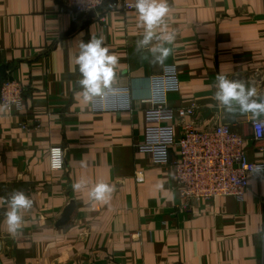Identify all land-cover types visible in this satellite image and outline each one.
Instances as JSON below:
<instances>
[{"label":"crops","instance_id":"crops-1","mask_svg":"<svg viewBox=\"0 0 264 264\" xmlns=\"http://www.w3.org/2000/svg\"><path fill=\"white\" fill-rule=\"evenodd\" d=\"M116 1L82 25L85 14L61 10V0H0V65H7L0 83L14 76L26 85L21 110L0 102V264H264V175L250 173L244 200L224 195L187 208L172 165L138 148L149 77L173 62L180 88L171 103L199 104L185 120L197 128L228 123L244 136L248 159L264 162V138H254L249 116L230 115L215 99L218 74L264 95V0H167L156 37L175 39L164 43L172 52L162 63L137 48L145 31L139 14ZM101 35L120 58L111 85L130 86L133 110H94L83 99L79 44ZM161 43L154 38L149 48ZM52 146L64 150L65 165L56 170ZM78 180L85 187L76 191ZM98 182L113 187L105 202L89 195ZM14 190L33 207L13 236L4 214ZM72 199L70 220L57 225Z\"/></svg>","mask_w":264,"mask_h":264},{"label":"built area","instance_id":"built-area-1","mask_svg":"<svg viewBox=\"0 0 264 264\" xmlns=\"http://www.w3.org/2000/svg\"><path fill=\"white\" fill-rule=\"evenodd\" d=\"M61 10L73 8L77 15L94 10L97 14L107 0H61ZM114 0L112 5H116ZM135 1L122 0V9H135ZM77 18V16L75 17ZM116 48L109 47V53ZM151 93L145 108V137L138 148L152 155L155 162L170 163L173 167L175 188L189 208L192 203L230 195L244 200L249 187L252 165L264 167V162L248 159L244 148V136L233 131L226 122L212 127L197 128L187 116L197 113L196 99L187 105L175 106L170 101V93L180 88V74L177 65L166 63L163 71L151 74ZM26 85L19 78L7 76L0 83V102L10 112L16 113L24 107ZM264 97V95L262 96ZM94 110H133V96L128 85H111L104 94L91 101ZM254 138H264V118L251 120ZM180 125L181 132H177ZM53 148L49 150L50 162ZM174 157L172 158V153ZM62 166V167H63ZM61 167V168H62ZM2 249L0 241V252Z\"/></svg>","mask_w":264,"mask_h":264},{"label":"clouds","instance_id":"clouds-1","mask_svg":"<svg viewBox=\"0 0 264 264\" xmlns=\"http://www.w3.org/2000/svg\"><path fill=\"white\" fill-rule=\"evenodd\" d=\"M135 10L144 26L143 39L137 42L138 49H148L156 62L162 63L172 52L164 47V43L171 44L175 33L163 32L156 37V29L164 25L169 13L167 0H135ZM154 38L162 41L159 46L149 48ZM120 58L109 53L104 44V37L92 36L89 41H81L79 54L75 63L79 66L81 78L78 84L82 89L83 99L92 101L104 94L115 77V68ZM215 99L230 115H248L253 122L264 116V97L258 95L255 87L246 85L238 79H228L224 74L216 78ZM63 153L60 148H53L51 152V168L59 169L63 166ZM251 170L256 176L264 175V167L252 165ZM138 178L139 174H138ZM85 187V182L78 180L73 184L76 191ZM113 187L106 182H98L90 191V197L95 201L105 202L110 198ZM9 210L5 212L7 230L15 235L24 226L23 213L33 207V200L22 190H14L9 198Z\"/></svg>","mask_w":264,"mask_h":264},{"label":"water","instance_id":"water-1","mask_svg":"<svg viewBox=\"0 0 264 264\" xmlns=\"http://www.w3.org/2000/svg\"><path fill=\"white\" fill-rule=\"evenodd\" d=\"M111 3L114 0H109ZM96 17V12L94 10H89L85 13L82 21V25H88L92 20ZM7 75V65L6 63H2L0 65V78ZM75 208V201L72 199L64 208L61 217L57 220V225H62L67 223L70 218L71 214Z\"/></svg>","mask_w":264,"mask_h":264},{"label":"trees","instance_id":"trees-1","mask_svg":"<svg viewBox=\"0 0 264 264\" xmlns=\"http://www.w3.org/2000/svg\"><path fill=\"white\" fill-rule=\"evenodd\" d=\"M107 1H109V0H107Z\"/></svg>","mask_w":264,"mask_h":264}]
</instances>
